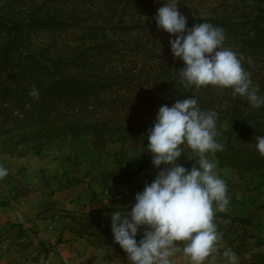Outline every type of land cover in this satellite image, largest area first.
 <instances>
[{
  "label": "rangeland",
  "instance_id": "obj_1",
  "mask_svg": "<svg viewBox=\"0 0 264 264\" xmlns=\"http://www.w3.org/2000/svg\"><path fill=\"white\" fill-rule=\"evenodd\" d=\"M237 1L240 9L236 11L242 15L240 6L244 4ZM176 2L179 12L190 19L187 28L191 29L194 24L204 23L213 17L214 8L223 0ZM159 3L164 1L157 0L153 8L159 7ZM119 5H115L114 12H119L117 19L121 23V32H114V26L108 24L113 30L105 32L106 46L93 44L92 39L84 37L87 28L94 29L102 23L94 15L98 4L96 8H89L87 15L75 20L60 17L58 21L62 19L67 24L62 28L41 26L42 29L35 27L36 30L20 31L16 40L11 41L12 49L5 47L4 43L9 38L5 31L0 30V59L3 57L8 62L0 69V170L6 172L0 177V206L10 205L26 194H44L41 200L45 210L42 213L48 215L55 209L56 214L66 219L61 222L63 230L81 237L76 242L79 252H83V260H99L104 264H117V260L119 264H129L127 254L113 241L110 217L114 211H130L135 195L143 191L160 170L153 166L152 153L147 150V133L123 128L140 123L145 128L152 127L160 103L174 88L173 83H182L181 78L175 80V72L184 67L179 58L173 57L170 49L169 40L175 37L157 28L151 12L141 15L128 7L123 15ZM220 10L221 14L232 16L235 0H227ZM153 11L156 13L158 10ZM40 18L49 25L54 21L43 11ZM148 18L150 22L147 23ZM257 26L258 31L252 30L246 35L241 30L238 32L246 36L234 35L224 41L226 48L245 57L242 67L252 73L253 83L255 76L262 78L264 75V21H259ZM223 31L225 37H229L231 31L225 27ZM99 33V30L95 31L94 35L99 37ZM247 38L248 41L245 40ZM230 39L233 40L227 43ZM235 40L241 42L238 48H233ZM6 50L8 53L3 54ZM55 58H63L60 74L66 78L74 76L75 87H59V92L52 95L59 102L54 106L56 109L40 112L38 100L30 104L28 96L23 95L32 89L31 85L38 90L45 82L47 86L42 89L48 90V74L55 71L51 60ZM160 59L162 62L158 61ZM177 63L182 64L180 70ZM44 64L47 67L45 71ZM165 71L170 75L162 77L161 73ZM27 81L29 83L23 85ZM78 86L83 87L76 91ZM217 89H195L192 96L199 106L205 97L213 96V106L224 111L233 104V96L227 89ZM75 93L79 97H70L67 101L65 95L73 96ZM259 94L264 96V90ZM235 99L234 105L248 113L250 105L247 101L239 96ZM177 101L168 98L170 106ZM225 117V112H222L223 119L222 122L216 121L217 128L226 124ZM72 123L76 126V132L72 134L61 132L46 138L36 134L43 128L52 129ZM261 131L264 133L262 124ZM238 137L234 145L243 147L241 153L224 154L222 161L212 154L207 157L215 162V172L226 182L229 204L225 211L215 212L217 251L203 264H229L222 255L227 249L236 253L237 264H264V170L247 164L248 156L252 154L248 148L257 151L256 137L246 147L240 140L248 141L249 135L242 133ZM181 148L182 155L177 163L190 169L199 157L193 154L195 160L190 159L191 150ZM90 192L95 196L107 193L116 207L83 210L81 205ZM71 202L78 206L72 211L67 209ZM5 230L21 233V228L5 227ZM140 238L138 235L137 239ZM2 243L4 241L1 246ZM7 246L4 250L0 248L2 261L7 259ZM29 252L32 256L33 250ZM171 261L172 264H191L183 254L182 246L174 251Z\"/></svg>",
  "mask_w": 264,
  "mask_h": 264
},
{
  "label": "clouds",
  "instance_id": "obj_2",
  "mask_svg": "<svg viewBox=\"0 0 264 264\" xmlns=\"http://www.w3.org/2000/svg\"><path fill=\"white\" fill-rule=\"evenodd\" d=\"M154 20L158 29L175 37L169 45L173 57L184 63L179 74L185 86L231 89L251 107L264 106V96L238 54L224 46L221 28L204 22L188 29L176 0H164ZM29 96L38 100V90L33 87ZM217 119V112L201 110L193 96L159 108L147 130V150L160 170L135 195L130 211H114L110 217L113 241L127 254L129 264H172L171 257L181 246L191 264H203L217 251L214 215L229 204L226 182L215 172V162L207 158L224 150L216 139ZM256 141L257 151L264 156V136ZM181 146L191 150L190 159L193 154L199 157L198 162L193 159L198 167L188 169L177 163ZM5 174L0 170V177ZM222 255L229 264H237L238 257L230 249Z\"/></svg>",
  "mask_w": 264,
  "mask_h": 264
},
{
  "label": "trees",
  "instance_id": "obj_3",
  "mask_svg": "<svg viewBox=\"0 0 264 264\" xmlns=\"http://www.w3.org/2000/svg\"><path fill=\"white\" fill-rule=\"evenodd\" d=\"M103 1V3H101ZM112 0V3L109 0H0V30L1 32L5 31L6 36L9 38L8 41L4 43L5 47H8V49L13 48V43L11 41H15L16 37L18 36L17 34L20 31H24L25 29H33V28H39L42 29L41 26H49V27H57V28H62L64 26H67L66 23L62 22V19L58 21L60 17H67L69 20L71 19H77V17H80L82 15H87L88 9L89 8H96V5L98 4L99 6L98 11L94 14L97 16V20H101L102 23L101 25L95 26L94 29L87 28L86 35L84 37L88 38L89 40L92 39L91 43L93 44H100L101 46H106L107 38L105 37V32L113 30V28L109 29L108 24H112L114 26V32H121V23L120 20L117 19V16L119 12L115 13V5L120 6L121 4V14L125 15L123 11H126L128 7L134 8L135 13H139L141 15L148 14L151 12L153 16H156L157 12L154 13L153 10L159 9L160 7L164 6V3H159L156 8H153V6L157 3V0ZM164 1V0H162ZM166 1V0H165ZM227 0H223V3H226ZM241 2L244 4L240 6L243 10V14L239 15L236 10L240 9L238 8V1L235 0V10H233V15L229 16L227 14H221L220 8L223 6L222 4H219L217 7L214 8L213 10V17H209L206 20V23H210L213 26H217L223 30V27H225L227 30H230L231 32L229 33V37H227L225 40L228 38L232 37L235 35L236 36H242L245 35L239 33L238 31H245L246 35L250 31H258L259 26L258 22L263 20L264 21V0H241ZM111 3V4H109ZM87 4V6L85 5ZM85 5V6H84ZM90 6V7H89ZM82 8V10H79ZM117 8V7H116ZM68 9V10H67ZM42 11L45 13V16L47 18H51L52 24L49 25L48 22L44 21L43 18H40V14ZM84 12V13H83ZM217 13V14H216ZM220 14V15H219ZM105 15V16H104ZM110 15V16H109ZM104 16V17H103ZM21 17V18H20ZM149 19V18H148ZM114 21V22H113ZM142 21V20H140ZM190 21L189 18H187V23ZM150 22V19L147 20V23ZM105 24V26H103ZM77 26V25H75ZM35 28V30H36ZM100 31L99 34L101 36H96L94 35L95 31ZM235 31V32H234ZM237 31V32H236ZM245 35V36H246ZM244 36V37H245ZM230 39L227 43L231 42ZM248 41V38L245 39ZM236 43L230 44L233 45V48H238L237 46L239 45V40H235ZM246 41H243L242 43H245ZM80 49V47H78ZM230 49V48H229ZM77 51V50H76ZM7 50L3 52V54H7ZM32 53V52H30ZM33 54H31L32 56ZM239 56V54H238ZM73 58V57H72ZM71 58V59H72ZM241 59V64H245V57H240ZM161 61L162 60H158ZM52 64L54 65L55 71L54 73L48 74V79L49 82L47 83L48 90L42 89L43 87H46V82L41 85V89H38L39 92V99L37 103H39L40 106V112H45L48 113V111H52L56 108H54L55 105H58L59 102H56V99L52 97V95H55V92H59L58 88L61 86H68L74 85V76L66 78L61 76L60 74V67L63 64V58H55L51 60ZM7 60L1 57L0 59V69L3 66L7 65ZM177 69L180 70L182 67V64H178ZM46 65L44 64V71L46 70ZM168 69H170L168 67ZM245 70V69H244ZM246 71V70H245ZM248 75L250 76L252 73L246 71ZM56 75H59V78H55ZM162 77L169 76L170 74L168 71H165L164 73H161ZM256 81L253 83L254 85L259 86V91L264 90V75L262 74V78H259V76H255ZM180 77L179 71L175 72V80H178ZM251 78V76H250ZM47 80V79H46ZM27 83H24L23 85H27ZM75 86H73L74 88ZM83 86H78L76 88V91L81 89ZM173 89L171 92H168L167 95L168 97L166 98L165 101H162L160 105H168V98L170 97L171 99L175 100H183L186 98H189L192 96V93L195 89L200 90V89H210L211 91H215L217 88L219 89L220 87L216 86H205V87H200L196 88L195 86L192 87H187L183 83H177L176 81L173 83ZM31 88L33 86L31 85ZM217 89V90H218ZM223 89V88H222ZM29 91H27L23 96H28V102L32 104L33 102L35 103L36 100H34L32 97L29 96ZM64 90V89H63ZM227 91L231 92L232 97V105H229L224 111H221L219 108L216 106H213L214 103V98L213 96L205 97L204 100H202L200 104V108L204 111H215L218 113V121L222 122V112H225L226 114V126L222 125L220 128L216 127L217 131V137L216 139L218 142L224 145V150L223 151H218L214 155L215 157L219 160H223L224 154H232V153H241L243 147H235L234 141L239 139V135L242 133H245L249 135V140L248 141H241L242 146L246 147L252 141L255 139V137L258 136H264V133L261 131V124L264 122V106L260 108H253L251 106H248L247 109H249L248 113L245 112V109L238 108L237 106L234 105V101L236 100L235 98L238 96H234L232 94L231 89H227ZM263 92H261L262 94ZM44 94H50V96H46ZM79 97L78 93H75L73 96L71 95H65V97L69 101L70 97ZM70 113L73 114V110H70ZM221 124V123H220ZM220 126V125H219ZM218 126V127H219ZM85 129L86 126H83ZM139 128V130H138ZM151 128V126H148L145 128L143 124L140 123V125H134V126H129V127H124L123 129L125 130H137L139 133H147V130ZM141 131V132H140ZM66 133V134H72L76 132V126L72 124H67V125H60L56 128L52 129H40L36 132L37 135H41L42 137L46 138L50 135H53L55 133ZM64 135V134H63ZM236 137V138H235ZM248 150L252 153L251 155L248 156V161L247 164L249 166H255L258 169H263L264 170V156H261L259 153H256V150ZM228 156V154H227ZM232 158L233 156H229ZM236 157V156H235ZM234 158V157H233Z\"/></svg>",
  "mask_w": 264,
  "mask_h": 264
},
{
  "label": "crops",
  "instance_id": "obj_4",
  "mask_svg": "<svg viewBox=\"0 0 264 264\" xmlns=\"http://www.w3.org/2000/svg\"><path fill=\"white\" fill-rule=\"evenodd\" d=\"M42 195L44 197V194ZM42 195L26 194L10 205L0 206V248L4 250L5 245L9 246L7 259L2 261L0 257V264H104L99 260L92 262L83 260L81 256L83 252H79L76 242L81 237L75 232L63 230L61 222L66 219L56 214L55 209L48 215L42 213L45 210ZM71 204L67 205L70 211L78 207L76 202ZM114 207L116 205L107 193L95 196L91 192L81 205L86 211ZM5 227L21 228V233L17 234L15 230L7 231ZM31 248L32 256L29 252L32 251ZM2 253L0 252V255Z\"/></svg>",
  "mask_w": 264,
  "mask_h": 264
}]
</instances>
